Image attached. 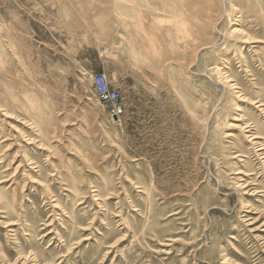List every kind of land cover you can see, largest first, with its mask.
Returning <instances> with one entry per match:
<instances>
[{
	"label": "rangeland",
	"instance_id": "rangeland-1",
	"mask_svg": "<svg viewBox=\"0 0 264 264\" xmlns=\"http://www.w3.org/2000/svg\"><path fill=\"white\" fill-rule=\"evenodd\" d=\"M0 264H264V0H0Z\"/></svg>",
	"mask_w": 264,
	"mask_h": 264
},
{
	"label": "built area",
	"instance_id": "built-area-1",
	"mask_svg": "<svg viewBox=\"0 0 264 264\" xmlns=\"http://www.w3.org/2000/svg\"><path fill=\"white\" fill-rule=\"evenodd\" d=\"M96 93L99 99L104 103H111L113 105V113L117 114L120 110V99L117 91L111 89L105 79L104 75H97L95 79Z\"/></svg>",
	"mask_w": 264,
	"mask_h": 264
}]
</instances>
